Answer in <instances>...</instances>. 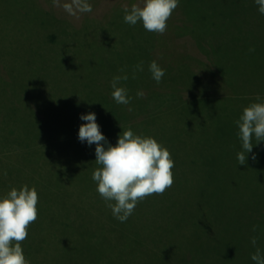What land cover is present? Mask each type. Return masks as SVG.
<instances>
[{
  "label": "rangeland",
  "instance_id": "obj_1",
  "mask_svg": "<svg viewBox=\"0 0 264 264\" xmlns=\"http://www.w3.org/2000/svg\"><path fill=\"white\" fill-rule=\"evenodd\" d=\"M70 2L60 0L61 5ZM89 2L93 11L77 17L52 0H0V169L14 165L15 175L22 167L27 170L15 187L40 180L39 164L45 177L57 169L77 184L92 180L100 167L95 144L81 143L78 130L85 123L80 115L94 112L113 146L131 128L170 151L174 182L163 198L193 204L224 194L250 198L248 204L252 199L263 203L264 142L254 145L246 163L238 165L241 147L234 124L257 95L264 99V16L253 0H180L163 34L146 31L142 23L124 22L125 5L142 6L141 0ZM153 60L165 69L159 84L148 70ZM140 62L144 70L133 79ZM122 68L129 75L122 84L145 93L139 99L145 98L146 109L135 107L136 92L130 105L113 100L110 81ZM208 76L205 82L224 94L216 107L179 104L181 98L192 97L183 88ZM120 121L128 123L121 127ZM43 133L60 141L36 153ZM5 171H0V195L10 191L13 178ZM84 191L81 197H101ZM29 229L35 231L32 225ZM36 249L34 245L29 254Z\"/></svg>",
  "mask_w": 264,
  "mask_h": 264
},
{
  "label": "trees",
  "instance_id": "obj_2",
  "mask_svg": "<svg viewBox=\"0 0 264 264\" xmlns=\"http://www.w3.org/2000/svg\"><path fill=\"white\" fill-rule=\"evenodd\" d=\"M210 77L183 88L192 97L181 98L179 104L203 110L216 107L224 94L219 92V86L205 82ZM164 87L175 89L174 85ZM128 90L130 96L137 92ZM136 102L135 107L140 104L142 110L146 109L145 98ZM120 123L122 127L128 121ZM44 133L33 149L36 153L60 141V137H46ZM35 138L32 136L31 141L35 142ZM38 166L40 180L32 186L42 193L44 201H38L37 219L29 225L35 231L29 229L28 237L21 242L31 264H254L251 255L257 247L264 250V202L258 199L248 204L250 198L241 200L222 194L192 204L163 198L165 190L138 202L133 214L121 223L102 197H81L85 189L98 193L93 180L77 184L67 174L65 179L57 169L45 177L43 165ZM13 168L14 165L7 171L6 167L0 169L8 173V178L13 174L7 185L10 190L27 173L22 167V172L15 175ZM253 237L257 239L255 247L251 244ZM34 245L36 252L29 254Z\"/></svg>",
  "mask_w": 264,
  "mask_h": 264
},
{
  "label": "clouds",
  "instance_id": "obj_3",
  "mask_svg": "<svg viewBox=\"0 0 264 264\" xmlns=\"http://www.w3.org/2000/svg\"><path fill=\"white\" fill-rule=\"evenodd\" d=\"M130 8L125 5L124 22L130 26L142 23L148 32L163 34L167 29V21L177 8L180 0H141ZM257 11L264 16V0H253ZM54 6H62L71 16L93 11L89 0H71L63 3L52 0ZM143 62L133 69L142 72ZM152 79L159 84L165 76V69L153 60L148 65ZM122 74L115 75L110 81L113 89L111 95L117 104L130 105L132 97L122 84L129 75L122 68ZM142 90L136 92V98L144 97ZM131 111V107L128 109ZM84 121L78 130V140L91 147L95 144L96 164L92 180L97 184L96 191L107 202L114 218L121 223L126 222L133 214L138 202L153 194H163L174 182V160L170 151L152 136L136 134L131 128L118 135L113 146L102 133L94 112L81 114ZM238 131L241 150L237 153L238 165L246 163L253 147L264 142V99L259 95L256 102L244 107L241 115L234 121ZM255 141V143L253 142ZM253 154L252 159H255ZM38 191L35 186L27 184L19 188L13 187L6 194L0 195V264H31L26 258L22 241L28 237V227L38 216ZM251 244L255 247L257 239L253 237ZM254 264H264V250L259 247L251 255Z\"/></svg>",
  "mask_w": 264,
  "mask_h": 264
}]
</instances>
